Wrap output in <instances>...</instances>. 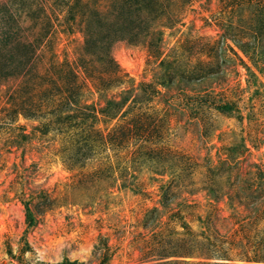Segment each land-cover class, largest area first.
<instances>
[{
    "label": "rangeland",
    "instance_id": "1",
    "mask_svg": "<svg viewBox=\"0 0 264 264\" xmlns=\"http://www.w3.org/2000/svg\"><path fill=\"white\" fill-rule=\"evenodd\" d=\"M0 264H264V0H0Z\"/></svg>",
    "mask_w": 264,
    "mask_h": 264
}]
</instances>
